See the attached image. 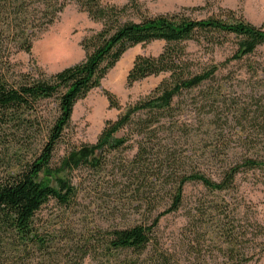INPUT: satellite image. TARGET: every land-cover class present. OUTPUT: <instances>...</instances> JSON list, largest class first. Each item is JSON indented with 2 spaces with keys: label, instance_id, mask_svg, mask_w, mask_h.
Instances as JSON below:
<instances>
[{
  "label": "trees",
  "instance_id": "obj_1",
  "mask_svg": "<svg viewBox=\"0 0 264 264\" xmlns=\"http://www.w3.org/2000/svg\"><path fill=\"white\" fill-rule=\"evenodd\" d=\"M71 3L102 22L81 41L84 58L49 76L16 72L13 56L29 53ZM129 8L139 10V0L121 7L0 0V264H264V224L243 216L233 196L243 174L264 186V61L245 62L264 45V29L230 11L225 18L176 12L130 20ZM228 34L238 47L224 61L196 62L186 50L188 41L218 45ZM156 40L165 42L162 50L138 54L126 82L162 75L158 84L107 120L95 142L70 145L55 162L76 102L100 86L127 49ZM231 62H244L243 74L254 78L253 103L231 104ZM185 94L200 98L186 102ZM105 95L119 108L112 93ZM48 100L55 102L51 117ZM188 184L223 195L191 207L194 244H159V222L181 208ZM109 192L115 222L92 226L90 238L75 244V257L64 259L55 236L38 225L42 206L71 208Z\"/></svg>",
  "mask_w": 264,
  "mask_h": 264
},
{
  "label": "rangeland",
  "instance_id": "obj_2",
  "mask_svg": "<svg viewBox=\"0 0 264 264\" xmlns=\"http://www.w3.org/2000/svg\"><path fill=\"white\" fill-rule=\"evenodd\" d=\"M103 4L121 7L128 0H101ZM231 12L235 17H241L250 23L264 29V0H139V10L129 8L125 12L126 19L138 20L141 15L172 14L181 12L192 18L215 16L225 18ZM101 21L88 17L76 5H67L58 19L32 43L29 53L19 52L13 56L12 62L16 72L31 73L35 76H49L65 67L81 61L85 56L81 41L100 30ZM220 44H211L201 38L186 42V50L196 62H221L233 56L237 50V39L231 35L218 37ZM165 42L152 41L147 44H137L127 49L114 67L105 75L98 88L91 90L74 106L70 123L64 131L63 141L54 153V161H58L70 145L93 143L96 141L107 120H114L130 103H133L150 93L162 79V75L151 76L128 86L127 74L134 58L138 54H158ZM245 62L264 61V45L256 48L252 55L245 57ZM243 63L231 62L227 67L229 77L228 96L231 104L234 102L253 103L254 78L243 74ZM225 69V70H226ZM105 91L112 93L119 108L110 107ZM185 94L186 102L198 100L199 95ZM231 105V106H232ZM46 114L51 117L55 112V102L48 100L43 105ZM227 134L226 131H224ZM131 151L124 153L131 155ZM84 177L90 178L84 173ZM258 177L243 174L237 178V189L233 193L241 204L243 216L252 221L264 224V186ZM223 194H211L201 186L188 184L185 187V198L181 208L161 218L157 228L159 244H194L195 234L188 214L198 198L215 200ZM113 194L90 195L83 198L79 205L71 208H61L53 201L43 205L37 214L38 225L45 235L55 236L58 251L64 257H75V244H83L90 238L92 226L106 228L113 222ZM64 258V259H67ZM35 264V263H31ZM260 264V263H250Z\"/></svg>",
  "mask_w": 264,
  "mask_h": 264
}]
</instances>
